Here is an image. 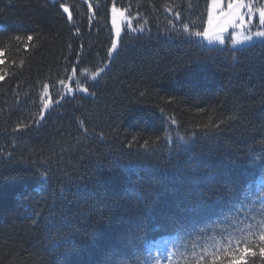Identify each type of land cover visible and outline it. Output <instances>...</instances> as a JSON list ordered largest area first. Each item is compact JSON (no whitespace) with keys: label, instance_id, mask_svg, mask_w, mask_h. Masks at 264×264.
<instances>
[{"label":"trees","instance_id":"trees-1","mask_svg":"<svg viewBox=\"0 0 264 264\" xmlns=\"http://www.w3.org/2000/svg\"><path fill=\"white\" fill-rule=\"evenodd\" d=\"M210 2L0 0V264H264V43L182 34Z\"/></svg>","mask_w":264,"mask_h":264},{"label":"snow or ice","instance_id":"snow-or-ice-1","mask_svg":"<svg viewBox=\"0 0 264 264\" xmlns=\"http://www.w3.org/2000/svg\"><path fill=\"white\" fill-rule=\"evenodd\" d=\"M61 7H64V10L66 12L68 11V8L65 5H61ZM217 9L219 10V15H217L216 13ZM241 9H246V12H241ZM125 11L126 9L118 10L115 7V4H113L112 23L113 25H115L117 41L112 43L110 53L111 51H115L117 49V44L119 42V37L121 32V26L117 22V13L119 12L120 17L124 18ZM169 11H171V9H169ZM179 15L180 14L177 12L176 16L179 17ZM245 16L248 17L247 20H245ZM257 16H258V23L260 25L258 30L252 31L251 27L246 28V25H252L253 18ZM69 19H71L70 12H69ZM145 23H147L146 20ZM128 26L130 28L132 27L130 22ZM230 26L242 30L246 29L247 32V34L238 32L235 35H230L229 39L231 40V43L233 45H242L245 43L251 44L253 43L254 39H259L261 43H264V6L254 8L252 0H247V2H245V0H229V3L227 4V12H225L224 8L222 7V0H211L210 8L207 14V26L204 27L202 31L190 32L189 24H182L181 30H182V34H191L194 35L195 37L206 38L209 44L217 41L220 44H223L225 41V37L223 33L226 32L228 30V27ZM143 28H144V24H141L139 26V29H133V31H137V30L142 31ZM28 39L31 40L32 37L29 36ZM102 71L103 69H100L98 72L92 73V78L95 79V77L99 75V72ZM73 73L75 74L74 70ZM0 79H3V77L0 76ZM60 83L63 84V81H61ZM79 90L83 92H88L87 88H81ZM45 91L47 92V86H45ZM44 108L45 109L48 108V103H45ZM172 123H175V121L173 120ZM181 139L183 140L184 138L181 137ZM145 143L147 144V141ZM184 143L187 144L188 140H184ZM249 187H251V185H249ZM257 195L260 196L261 200H264V195H261L260 193H257ZM261 211H264V209H261ZM227 239H228L227 244H223V242L221 241L215 246L217 248L216 252H213L211 247L205 246L202 252L197 253L194 251L192 253V256L194 258H198L199 261H203L205 259V254H206L211 258V264H216L217 260L222 259V257L219 255L218 250L220 247H223L224 252L232 257L231 264H240V262L243 259V256L248 254L250 252V249L247 247V244H245L243 248H240L239 244L241 238H236V249L235 252H233L231 251L232 238L228 237ZM258 239L259 241L264 242V222L261 223ZM196 247L197 245H193V248ZM236 252H238L240 255L237 256L235 254ZM251 254L253 256L256 255L255 252H251ZM260 254L261 256H264V247L260 248Z\"/></svg>","mask_w":264,"mask_h":264},{"label":"rangeland","instance_id":"rangeland-1","mask_svg":"<svg viewBox=\"0 0 264 264\" xmlns=\"http://www.w3.org/2000/svg\"><path fill=\"white\" fill-rule=\"evenodd\" d=\"M53 2H57L58 0H52ZM245 2H247V0H245ZM229 3V0H222V7L224 8L225 12H227V4ZM252 3H253V7L254 8H257V7H261V6H264V1H260V0H252ZM211 4V2H210ZM116 7V6H115ZM68 8V7H67ZM118 10H121L120 8L116 7ZM63 10H64V7H63ZM65 11V10H64ZM66 12V11H65ZM69 8H68V11L66 12L69 16ZM241 12H246V9H241ZM216 13L217 15H219V10L217 9L216 10ZM112 16H113V12H112V9H111V22H112ZM128 18L126 16V14L124 13V18H121L120 15H119V12L117 13V22L120 24L121 26V32H120V37H121V33H122V27H123V24H124V21H126ZM248 17L245 16V20H247ZM112 27H113V33H114V38H113V42H116L117 41V37H116V30H115V25H113L112 23ZM247 27H251L252 28V31H256L258 30V28L260 27L259 23H258V16L257 17H254L253 18V23L252 25H246V28ZM238 32H241L243 34H247L246 32V29L242 30V29H237L235 27H228V30L226 32L223 33L224 37H225V41H230L231 43V40L229 39V36L230 35H235L236 33ZM120 37H119V41H120ZM199 39L203 40V42H205L206 44L208 43L207 39L206 38H203V37H198ZM258 39H255L254 41H256ZM209 44V43H208ZM215 44H220L218 41L217 42H213L211 43L210 45H215ZM246 44V43H245ZM118 45H119V42L117 44V49H118ZM231 45H233L231 43ZM243 45V44H242ZM234 46V45H233ZM237 46H240V45H237ZM116 49V50H117ZM111 50V49H110ZM115 51H111L110 53V56L112 57L114 54H115ZM83 88V87H81ZM81 88H78V89H70L68 94L73 96L76 92L78 93H83V94H87V92H83V91H80L79 89ZM181 137L183 136H179L178 134H175V136L173 137H169V140L172 142V140H175V139H181ZM185 140L187 137H183ZM182 140V139H181ZM259 186H264V180H260L259 181ZM169 249H170V243H169V239H162V240H159V241H156L154 242L151 246H150V250H152L155 254L161 256V257H166L169 253Z\"/></svg>","mask_w":264,"mask_h":264}]
</instances>
